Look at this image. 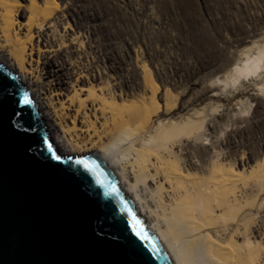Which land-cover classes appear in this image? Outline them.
Wrapping results in <instances>:
<instances>
[{"label":"bare ground","instance_id":"obj_1","mask_svg":"<svg viewBox=\"0 0 264 264\" xmlns=\"http://www.w3.org/2000/svg\"><path fill=\"white\" fill-rule=\"evenodd\" d=\"M54 17L31 29L26 42L25 33L19 37L21 27L14 29L11 17L0 15V61L36 103L55 151L61 157L98 152L173 264H264L261 188L250 185L245 173L239 185L231 180L233 172L224 162L233 156L218 153L227 141L216 137V116L229 119L236 106L260 94L242 83L233 96H223L217 82L227 86L256 75L264 67L262 45L256 41L241 49L222 67L224 80L205 84L198 94L190 90L194 82L173 94L157 93L152 86L162 105L149 125L108 123L96 105L87 107L70 96L82 77L68 63L72 51L57 44V29H52L61 19ZM53 64L56 69L50 70ZM250 193H255L253 202Z\"/></svg>","mask_w":264,"mask_h":264},{"label":"rangeland","instance_id":"obj_2","mask_svg":"<svg viewBox=\"0 0 264 264\" xmlns=\"http://www.w3.org/2000/svg\"><path fill=\"white\" fill-rule=\"evenodd\" d=\"M5 14L14 29L21 27L19 37L25 33L26 42L43 20L60 17L52 29H57V44L72 51L68 63L82 77L70 96L87 107L96 105L108 123L149 125L162 105L152 86L157 93L173 94L194 82L190 90L198 94L205 84L224 80L222 67L229 59L256 41L264 48V0H0V15ZM241 38L237 45L234 40ZM242 83L260 94L236 106L235 116H216V137L227 141L217 151L233 156L224 162L233 172L231 180L239 185L245 173L264 198V67L227 86L217 82L223 96H233ZM248 197L253 202L255 193Z\"/></svg>","mask_w":264,"mask_h":264},{"label":"water","instance_id":"obj_3","mask_svg":"<svg viewBox=\"0 0 264 264\" xmlns=\"http://www.w3.org/2000/svg\"><path fill=\"white\" fill-rule=\"evenodd\" d=\"M25 94L0 61V264H173L99 153L61 157Z\"/></svg>","mask_w":264,"mask_h":264},{"label":"snow or ice","instance_id":"obj_4","mask_svg":"<svg viewBox=\"0 0 264 264\" xmlns=\"http://www.w3.org/2000/svg\"><path fill=\"white\" fill-rule=\"evenodd\" d=\"M19 102L22 103V104H25V105L31 103V101H30V100L28 99V97H27V94H25V95L23 96V98H22ZM77 163H79V164H84L85 167H87V162H85V161H77Z\"/></svg>","mask_w":264,"mask_h":264}]
</instances>
